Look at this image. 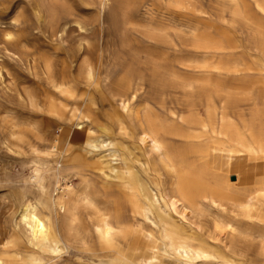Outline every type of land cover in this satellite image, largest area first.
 <instances>
[{
  "label": "bare ground",
  "instance_id": "obj_1",
  "mask_svg": "<svg viewBox=\"0 0 264 264\" xmlns=\"http://www.w3.org/2000/svg\"><path fill=\"white\" fill-rule=\"evenodd\" d=\"M100 1L104 8L109 0ZM217 1L221 21L245 26L264 56V0L252 8L245 0ZM39 2L58 14L56 4ZM60 6L59 24L81 27L77 7ZM193 18L175 28L152 19L136 36L118 31L117 48L104 47L96 58L91 45L80 44L61 64L44 60L47 84L31 87L24 99L43 117V129L59 133L44 135L45 149L34 150L15 226L0 232V264H46L72 241L85 246L92 236L109 264H264V184L230 182L233 162L264 159V105L256 103L247 122L228 113V96L215 80L212 25ZM171 31L189 39L184 60ZM255 63L264 73V62ZM179 91L183 103L170 104L167 96ZM215 93L224 97L221 106ZM27 188L37 195L28 198ZM80 205L96 220L86 222Z\"/></svg>",
  "mask_w": 264,
  "mask_h": 264
},
{
  "label": "rangeland",
  "instance_id": "obj_2",
  "mask_svg": "<svg viewBox=\"0 0 264 264\" xmlns=\"http://www.w3.org/2000/svg\"><path fill=\"white\" fill-rule=\"evenodd\" d=\"M39 1L0 0V77H2L0 78V232L4 227L10 229L15 226L17 209L25 199L22 195L24 194L22 187L27 184L24 180L32 171L34 150L45 149L42 144V140L46 138L44 135L51 138L59 133L56 126L48 128L47 131L43 129V117L31 111V107L24 99L27 91L31 89L37 91L38 87L41 88L47 84V74L43 68L45 59L55 60L61 64L63 60H66L65 53H73L80 44L89 45V47L91 45L90 48L95 53V55L92 53L93 57L96 58L100 50L104 52L106 49L105 52H107L109 48L110 50L117 48L115 37L119 33L139 35V31L144 30V26L152 19L153 23L167 24L168 27L171 25V28H175L179 20L202 16L205 23L212 25V35L219 47L214 55L215 80L220 84L217 86L220 93L228 96L226 104L228 113L239 123L247 122L250 121L254 105L256 103L260 107L264 105V73L255 63L256 59L264 62L263 54L256 48L259 46V39L241 23H238L234 29L223 23L221 21L224 16L221 10L222 5L217 0H179L181 4L183 3L179 9L173 5L174 0H109L104 8L100 0H41L56 4L58 14L54 15L46 11ZM70 2L72 3L69 5ZM245 2L252 8L254 0H245ZM60 3L68 5L72 10H74L73 6L77 7L74 11L79 14L77 21L81 27L72 20L73 23L70 22L65 26L62 23V25L59 24L61 15L64 14L60 9ZM37 4H41L40 7ZM16 19L22 23L20 28L13 25ZM81 20L84 24L80 22ZM227 20L230 21V15H227ZM116 24L117 27H114ZM171 32L174 34L177 46L175 54L184 60L190 56L187 45L189 39L177 31ZM7 34L18 43L13 39L10 40ZM167 97L170 104L179 106L183 103L185 96L179 91ZM98 98L100 96L95 95V100L100 103ZM222 98L224 97L215 93L217 106L223 104ZM13 132L20 135L19 140L16 134H12ZM249 160L257 162H249L244 156L238 163L239 167L244 168L242 173H246L241 176V183H231V185L252 186V184L264 182V162H262L264 159L249 158ZM238 170V167H234L232 172H238ZM19 179H22V183ZM67 182L76 184L78 180L71 178ZM64 184L65 182L61 181V185L65 186ZM254 188H261V186ZM26 192L25 195L28 198H34L37 195L29 188ZM56 192L60 191H54L53 194ZM79 211L86 222L91 223L96 220L97 213L85 208L84 205H80ZM225 236V229L218 231L215 234V242L218 244ZM83 246L80 242L72 241L68 248L54 254L46 264H109L100 256L102 253L95 236H92L88 244Z\"/></svg>",
  "mask_w": 264,
  "mask_h": 264
},
{
  "label": "crops",
  "instance_id": "obj_3",
  "mask_svg": "<svg viewBox=\"0 0 264 264\" xmlns=\"http://www.w3.org/2000/svg\"><path fill=\"white\" fill-rule=\"evenodd\" d=\"M247 161H249V162H257V161H250L249 159H247ZM239 161H235V162H233L232 163V167H231V172H230V182L232 183V184H239V183H241L240 181H241V176H244L245 175V173H242L243 171H244V168L242 167H239V163H238ZM258 162H261V161H258ZM262 162H264V161H262ZM234 167H238L239 168V170H238V172H232L233 171V168ZM243 170V171H242ZM232 176H234L235 177V179H232ZM260 184H264V182H262V183H259V185ZM249 185H251V184H249ZM253 185V184H252ZM258 185V184H257Z\"/></svg>",
  "mask_w": 264,
  "mask_h": 264
},
{
  "label": "water",
  "instance_id": "obj_4",
  "mask_svg": "<svg viewBox=\"0 0 264 264\" xmlns=\"http://www.w3.org/2000/svg\"><path fill=\"white\" fill-rule=\"evenodd\" d=\"M232 179H235V177H234V176H232Z\"/></svg>",
  "mask_w": 264,
  "mask_h": 264
}]
</instances>
